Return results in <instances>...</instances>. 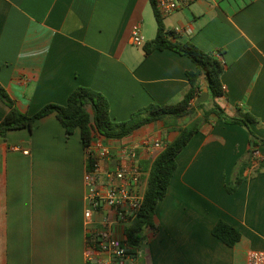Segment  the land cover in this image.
Wrapping results in <instances>:
<instances>
[{
	"label": "crops",
	"instance_id": "obj_1",
	"mask_svg": "<svg viewBox=\"0 0 264 264\" xmlns=\"http://www.w3.org/2000/svg\"><path fill=\"white\" fill-rule=\"evenodd\" d=\"M162 17L172 42L222 54L224 96L215 101L231 117H255L250 127L264 140V0H195ZM135 29L146 44L157 36L149 0H0V84L28 115L66 105L78 87L105 96L116 123L152 104L179 103L194 63L171 50L146 56L132 43ZM8 110L0 98V122ZM177 136L157 122L122 140L96 139L116 152L143 138L166 147ZM161 152L144 153L145 163ZM87 172L80 131L68 135L55 115L0 138V264L99 259L87 243ZM237 178L243 182L229 194ZM219 221L240 232L235 246L213 235ZM154 225L143 257L141 243L120 264H248L250 253L264 252V145L251 155L244 127L205 124L178 156Z\"/></svg>",
	"mask_w": 264,
	"mask_h": 264
},
{
	"label": "trees",
	"instance_id": "obj_2",
	"mask_svg": "<svg viewBox=\"0 0 264 264\" xmlns=\"http://www.w3.org/2000/svg\"><path fill=\"white\" fill-rule=\"evenodd\" d=\"M154 10L157 22V36L151 43L145 44L144 52L148 56L154 51L171 50L189 58L195 65L194 71L188 72L190 89L183 100L170 105H150L134 113L127 122L116 123L110 117V104L105 96L89 88L78 87L68 98L64 106L49 104L34 115L21 112L16 102L0 84V98L8 107V113L0 122V138H5L11 131L33 130L35 124L45 117L55 115L68 135L80 131L81 141L86 150L94 142L97 135L111 140H122L131 136L138 129L157 122H163L165 128L178 132L174 141L153 161L144 201L135 222L126 230V236L132 249L137 248L146 239V231L155 229L154 215L160 201L167 194L172 176L177 169V158L189 144L191 139L212 119L229 125H240L250 134V154L259 146L264 145L252 131L250 125L258 124V120L246 113L239 117H231L216 103V99L224 96L221 77L226 71V65L221 60V53L205 52L191 42H172L166 32L164 20L157 9V0H149ZM174 32L171 33L173 36ZM209 90L207 108L206 102L198 103L197 99L203 91L202 76ZM195 110L203 111L202 117L195 119L185 127L177 128L179 120L189 117ZM243 179H236L226 187L229 194L236 191ZM213 235L227 246H235L241 239L239 231L219 221L213 228ZM132 254V252H131Z\"/></svg>",
	"mask_w": 264,
	"mask_h": 264
},
{
	"label": "built area",
	"instance_id": "obj_3",
	"mask_svg": "<svg viewBox=\"0 0 264 264\" xmlns=\"http://www.w3.org/2000/svg\"><path fill=\"white\" fill-rule=\"evenodd\" d=\"M194 1L157 0V9L167 16L189 7ZM132 43L137 47L145 46L146 40L139 29L133 31ZM164 149L160 141L143 138L137 143L122 144L114 152L95 137L85 150L87 243L99 257L95 261L88 256L86 264H120L131 255L133 249L126 230L139 215L151 167L145 163L143 154ZM248 264H264V252L250 253Z\"/></svg>",
	"mask_w": 264,
	"mask_h": 264
},
{
	"label": "rangeland",
	"instance_id": "obj_4",
	"mask_svg": "<svg viewBox=\"0 0 264 264\" xmlns=\"http://www.w3.org/2000/svg\"><path fill=\"white\" fill-rule=\"evenodd\" d=\"M206 105H208V107H210L211 105H212V102L211 101H206ZM199 111V112H198ZM197 112L198 113H201L202 112V114H203V111H201V110H195L189 117H187L186 119V121H191V120H193L195 117H196V114H197ZM146 244L145 243H142L141 245H140V247H139V249H138V257H143V255L145 254V251H146V246H145ZM136 257H134V259H135ZM122 261H124V260H122Z\"/></svg>",
	"mask_w": 264,
	"mask_h": 264
},
{
	"label": "water",
	"instance_id": "obj_5",
	"mask_svg": "<svg viewBox=\"0 0 264 264\" xmlns=\"http://www.w3.org/2000/svg\"><path fill=\"white\" fill-rule=\"evenodd\" d=\"M202 82L204 84V89L199 98L197 99L198 103H203L209 100V90L207 84L205 83V76H202Z\"/></svg>",
	"mask_w": 264,
	"mask_h": 264
}]
</instances>
